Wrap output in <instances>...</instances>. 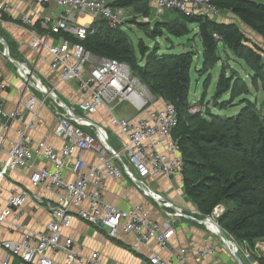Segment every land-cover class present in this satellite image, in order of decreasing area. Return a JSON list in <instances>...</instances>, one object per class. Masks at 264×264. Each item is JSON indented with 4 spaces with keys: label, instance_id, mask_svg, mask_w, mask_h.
Wrapping results in <instances>:
<instances>
[{
    "label": "built area",
    "instance_id": "obj_1",
    "mask_svg": "<svg viewBox=\"0 0 264 264\" xmlns=\"http://www.w3.org/2000/svg\"><path fill=\"white\" fill-rule=\"evenodd\" d=\"M19 1L48 7V10L51 8L46 14L37 16L45 34L41 38L29 31V47L35 52L45 50L51 56L49 68L58 72L60 82L76 83L83 99L76 106L67 105L59 98L57 86H45L27 64L8 60L15 67L24 91H32L33 94L24 103L31 119L16 131L17 140L7 147L5 136L0 134V154L6 155V159L0 162V183L10 172L27 169L31 173V186L40 185L47 192H56V200L50 203L34 196L33 204L44 207L50 216L48 234L35 232L22 222L29 195L12 185L4 205L0 207V227L8 233H20L21 238L0 242V250L6 253L0 264H11V258L19 259L22 264H56L52 258L59 254L64 256L62 264H102L98 253L81 256L74 247L72 237L63 235L75 218L102 229L109 239L116 238L121 232L131 234L134 248L155 241L159 250H170L169 241L175 232L173 223L184 218L203 225L207 231L220 237L222 230L215 219L217 212L213 211L209 216H202L197 211L187 213L183 198L168 200L150 191L144 184L149 176L173 179L182 174V160L171 136L177 122L174 109L161 99L154 98L127 64L97 57L82 45L88 35L97 33L98 28L93 27L96 22L102 21L110 29L123 28L132 19L127 9L112 7V3L105 0ZM9 10L8 1L0 0V23L11 24L4 19ZM163 10L211 18L220 15L218 8L208 0H157L155 16L152 19L141 18L137 22L150 24L157 20ZM85 16L92 23L78 22L80 17ZM18 22L27 30L33 24L27 14H20ZM55 35L61 36L59 41L49 45L48 39ZM86 96L89 99H84ZM156 101H161L160 108L155 107ZM122 105H126L134 118L114 115V110ZM43 106L50 108L57 120L55 134L63 141V146L58 150L45 144L34 147L28 135L29 131L34 130L38 109ZM101 108L107 112L109 126L119 133L122 143L120 152L112 148L106 131L89 119ZM196 108L194 110L190 106L189 113H200L202 109ZM4 116L6 114L0 103V122ZM8 117L12 121L23 122L22 115L16 111L9 113ZM3 129L8 130L7 126ZM87 152L97 156V165H86L84 156ZM121 153H124L127 163L123 161ZM37 160L50 163L52 169L36 167ZM65 171L73 175L71 181L63 179ZM123 177H127L136 189L157 204L162 212L161 223L151 218L143 205L120 210L103 201L104 181H118ZM84 203L88 204L87 208L82 207ZM212 223L218 230L211 229ZM223 233L225 239H221V242L231 246L227 248L229 253L237 252L233 238ZM190 251L200 258L211 257V264H219L214 248ZM183 253L185 250L179 251V254ZM149 264L167 263L158 255H152Z\"/></svg>",
    "mask_w": 264,
    "mask_h": 264
},
{
    "label": "trees",
    "instance_id": "obj_2",
    "mask_svg": "<svg viewBox=\"0 0 264 264\" xmlns=\"http://www.w3.org/2000/svg\"><path fill=\"white\" fill-rule=\"evenodd\" d=\"M208 1L219 12L232 14L264 41V5L242 0ZM111 6L132 9L152 19L147 0H117ZM172 11L176 16L174 22L156 20L146 24L140 21L136 25L152 41L165 34L175 38L188 36L189 27L196 25L202 46V62L197 72L207 73L220 62L217 54L220 44L247 67L251 89L258 91L260 84L264 96V51L251 46L238 25ZM133 22L126 24L133 25ZM93 27L98 31L82 41L84 48L97 57L127 64L154 98L174 109L177 122L171 136L182 160L185 197L203 216L211 215L216 207L224 205L225 211L216 222L236 243L252 245L264 240V105L258 108L254 101L246 99L252 92L246 81L236 72L228 75L221 72L215 85L212 98L215 106L219 101L226 105L240 100L237 115L220 117L205 108H201L200 113L190 114L193 53L159 54L157 47L150 50L142 40L135 51L122 27L110 29L102 21L94 23ZM60 37L55 35L56 39ZM224 95L228 101H222ZM257 263L264 264V257L257 259Z\"/></svg>",
    "mask_w": 264,
    "mask_h": 264
},
{
    "label": "crops",
    "instance_id": "obj_3",
    "mask_svg": "<svg viewBox=\"0 0 264 264\" xmlns=\"http://www.w3.org/2000/svg\"><path fill=\"white\" fill-rule=\"evenodd\" d=\"M6 1L10 4V10L4 16V19L11 22V24L0 23V39L7 43L9 57L16 62L27 64L34 70L45 86H57L59 98L64 103L69 106L78 105L83 99L78 85L71 82H60L58 72L49 68L51 56L45 50L35 52L29 47L31 40L29 31L41 38L45 34L40 27L37 16L46 14L51 8L48 10V7L29 5L19 0ZM105 1L114 3L117 0ZM242 1L256 2L264 5V0ZM147 3L153 13L152 17L155 16L157 0H147ZM127 10L134 12L132 9ZM20 14H27V16L31 17L33 24L29 30L20 26L18 22V16ZM175 19L176 16L172 10L162 12L157 18L159 23L174 22ZM217 21L224 24L238 25L250 45L257 46L264 51V41L262 38L246 26L240 24L232 14L220 12ZM78 22L80 24L92 23L88 16L80 17ZM125 26L129 27L130 25L126 24ZM189 28L191 33L193 31L196 32V37L198 38V27L192 25ZM58 41L59 39H56L55 36H51L47 42L49 45H55ZM199 45L198 52L201 56L202 46L200 41ZM184 47L187 48L185 45ZM220 50L224 53L226 52L223 46L219 44L218 52ZM218 57L220 59L219 63H221V55L219 54ZM31 94H33L32 91H24L23 84L16 74L15 67L3 55V46L0 44V103L3 105V110L6 114L0 122V134L5 136L7 147H9L10 143L17 140L16 131L31 119V114L24 107V103L29 99ZM84 99H89V97L86 96ZM157 102L156 108H160L162 103L161 101ZM125 108L127 116L123 117L129 119L134 118V114L126 106ZM13 111L22 115V123L9 119L8 114ZM120 111L122 110L120 109ZM89 119L94 125L105 130L109 138L111 136L116 141L120 139L118 131L109 126L107 112L104 108L99 109ZM4 126H7V131L3 129ZM34 126V130L28 133L33 141L34 147L39 144H45L58 150L63 146L62 139L55 134L57 120L50 108L43 106L38 109L34 118ZM5 159L6 155L1 153L0 162H3ZM84 160L88 166L97 165L98 163L97 156L92 152H87ZM35 166L38 168L47 167L48 169H52L50 163L41 160H37ZM84 171L86 172L87 169L85 168ZM30 174V171L27 169H17L7 175V178L0 183V207L4 205V199L8 196L12 185L19 187L29 195L24 206L22 222L35 232L48 234L47 225L50 222L49 213L44 207H36L33 201L34 196H38L43 201L54 203L56 200V192H47L40 185L32 187L29 181ZM63 179L65 181H71L73 175L69 171H65ZM182 183L181 176H175L172 180H168L160 175L149 176L144 180L145 186L150 191L171 201H175L180 196L185 197ZM104 185L103 201L106 204L120 210L143 205L151 218L157 219L159 223L162 222V212L157 207V204L136 189L127 177H123L118 181L106 179ZM186 205L187 213L197 211V208L190 201ZM87 206V203L82 205L83 208H87ZM216 209L218 211L216 214L219 216L224 213L225 206L220 205ZM174 227L175 232L169 241V249L171 251L159 250L155 241H150L145 245L134 248V238L131 234L121 232L116 238L109 239L102 229L85 224L77 218L73 219L69 229L63 231V235L65 237H72L74 247L81 256H88L95 252L98 253L102 264H149V258L152 255H158L167 264H211V257L200 258L190 251L191 249L206 250L209 248L215 249V258L219 261V264H238L224 247L219 237L207 231L203 225L184 218L175 223ZM20 238V233H8L3 227H0V242L20 240ZM235 245L238 249L237 254L242 264H258L257 259L264 257V240H257L252 245L249 243L241 244L235 242ZM180 250H185V253L179 254ZM5 257L6 253L0 250V262ZM52 259L55 260L56 264H62L64 262V256L62 254L56 255ZM10 263L22 264L17 258H11Z\"/></svg>",
    "mask_w": 264,
    "mask_h": 264
},
{
    "label": "rangeland",
    "instance_id": "obj_4",
    "mask_svg": "<svg viewBox=\"0 0 264 264\" xmlns=\"http://www.w3.org/2000/svg\"><path fill=\"white\" fill-rule=\"evenodd\" d=\"M164 11H166V10H163L162 12H164ZM127 13L132 16V19H130V21H135V22H133V25H130L129 27L123 26V29H121V30L127 35V38L133 44L135 51H136L137 43L140 40H142L144 45H146L148 47V49H150V50H153L155 47H157L160 54L179 55V54L185 53V52L193 53V61H192L191 70H190L189 102H190V104L194 110L197 109L196 107H199L202 109L205 108L207 111L211 112L213 115H217L220 117H231V116L237 115V113L241 109V106H239L240 100H235L234 102H229L226 105H222L221 101H219V102H217L218 104L215 106L214 100L212 98L214 95L215 85L217 83V80L219 78V74L221 72L225 73L226 75H228L229 72L230 73L236 72L244 81H246L248 87L251 89L250 82L248 79V74H250V72L248 71L247 67L241 61L235 60L230 52L226 51L224 53L222 50H220L218 52V55L219 54L221 55V59H222L221 63L215 65L213 67V69L207 73L206 72L205 73L197 72L198 70H200V67H201V56H200V53L198 52L200 45H199V40L196 37V32H194V31H193V33L190 32V34L188 36H184L181 38H175V37H171V36H168L165 34L162 37H158V38H156V40L152 41V40L148 39L144 35V31L140 30L138 28V25H136L137 21H139L141 18H145V17H143L141 14H137V13L129 11V10H127ZM184 45L187 48H185ZM222 64H224L223 70H222ZM207 81H208L207 88H206V91L204 93L203 92V90H205L204 84ZM258 87H259L258 91L251 89L252 92H251L249 98H246V99H248L250 101H254L256 103L257 107L259 108V107H262L264 105V96H263V93L261 90V85L259 84ZM228 100H229L228 97L226 95H224L222 98V101H228ZM157 103L158 102L156 101L155 107H156ZM125 106L126 105H122V106L116 108V110H114V115L118 116V117L127 116V114L125 113L126 112ZM194 106H196V107H194ZM120 109L124 112L120 111ZM109 139H110V145L112 146V148H114L115 151L120 152L122 150L121 141L120 140L116 141V139H113L111 136ZM121 157H122L123 161L125 163H127V161L124 157V153H121ZM181 177H182V175H181ZM168 180H172V179H168ZM180 197H178V199ZM181 198H183V200L185 201V204H187V202L189 201L186 197H181ZM217 218H215V219H217ZM175 223H177V222H174L173 226ZM219 239L220 240L222 239L221 236L219 237ZM224 247L226 248L225 245H224ZM237 253H238V251H237Z\"/></svg>",
    "mask_w": 264,
    "mask_h": 264
},
{
    "label": "water",
    "instance_id": "obj_5",
    "mask_svg": "<svg viewBox=\"0 0 264 264\" xmlns=\"http://www.w3.org/2000/svg\"><path fill=\"white\" fill-rule=\"evenodd\" d=\"M0 44L3 46V53H4V56L6 57L7 60H12L10 57H9V53H8V46H7V43L3 40L0 39ZM214 212H218L217 209L214 210ZM218 226V225H217ZM220 231V229H219ZM220 236L222 239H225V235L222 231H220ZM232 254V257L237 261L238 264H242L241 260L239 259L238 257V254L237 252H231Z\"/></svg>",
    "mask_w": 264,
    "mask_h": 264
},
{
    "label": "bare ground",
    "instance_id": "obj_6",
    "mask_svg": "<svg viewBox=\"0 0 264 264\" xmlns=\"http://www.w3.org/2000/svg\"><path fill=\"white\" fill-rule=\"evenodd\" d=\"M210 227H211V229H213V230H218V228L215 226V224H210ZM228 247H230L231 248V246L230 245H226V248H228Z\"/></svg>",
    "mask_w": 264,
    "mask_h": 264
}]
</instances>
